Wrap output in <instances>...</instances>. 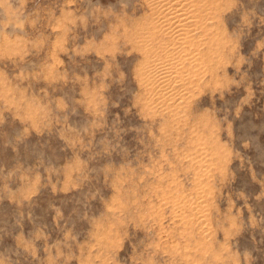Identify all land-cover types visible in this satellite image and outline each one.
<instances>
[{
  "label": "rangeland",
  "instance_id": "rangeland-1",
  "mask_svg": "<svg viewBox=\"0 0 264 264\" xmlns=\"http://www.w3.org/2000/svg\"><path fill=\"white\" fill-rule=\"evenodd\" d=\"M151 1L0 0V264H264V0H205L182 91Z\"/></svg>",
  "mask_w": 264,
  "mask_h": 264
},
{
  "label": "bare ground",
  "instance_id": "bare-ground-1",
  "mask_svg": "<svg viewBox=\"0 0 264 264\" xmlns=\"http://www.w3.org/2000/svg\"><path fill=\"white\" fill-rule=\"evenodd\" d=\"M151 6H152V9H153L156 17L154 19L152 29L149 30V36L146 34L147 35L146 37L149 38L150 39L149 42H152L155 46H153V48H154L153 52H152V49L151 50L149 49V52H152V54H154V52H155L156 55H160V56L163 55L164 58H169V62L168 61H166L168 63L165 62L166 65L164 62L161 63V61H159L160 59H156L157 61L154 60L155 63L153 62L154 63L153 66L156 68L153 70L154 71L153 76L155 79L158 78L161 80L162 79L161 76L164 75L162 73L163 70L166 72L167 69H169V70L173 69L174 71H170L168 73L169 77H170V73L173 72V74H174L171 78H169L170 81L173 83L174 82L180 83L181 84L180 89H181V87L185 88V86H183L184 82L186 83L189 80L190 77L188 78L187 75L191 72V70H192L191 68H193V67L190 68L191 70L188 74L185 73V76H184V74L181 75V73L179 71L181 70L180 65H182V64H179L180 67L177 66L176 62L174 63V57L173 56H176L178 58H182L181 60H183L184 56H181V55H183L182 52L183 53L187 52V54H188V51H190L189 50L190 48L187 49V51H186V49H183V48L179 49V47L181 48L182 45H185L188 42L187 39H190L193 36V35L190 36L189 33H191V32L195 33L197 31H204V30L209 28V26H210L208 23V17L209 16H208V13L206 10L207 2H205V0H152ZM144 33H146V32H144ZM198 33L199 32H197V34H196L197 37H198ZM188 36H190V37H188ZM194 37H192V38H194ZM189 43L190 42H188V44ZM153 44H151V45H153ZM175 45L177 46V48L175 47ZM188 46L191 47L192 45H188ZM190 55H191V53L188 54L189 60L191 57ZM192 57H193V55H192ZM189 60H187V62ZM151 63H152V60H151ZM182 63H184V61ZM185 63H184V67L186 68L187 63L186 64ZM191 63H193V62L191 61ZM191 63L189 61L188 64L190 65ZM189 65H187V66L188 67L194 66V63H193V65L192 64L190 66ZM153 66H151V67H153ZM151 67L149 66V68H151ZM182 67H183V65H182ZM185 68H182L183 72L187 71ZM184 69L186 71H184ZM150 70L152 71V69H150ZM151 71L149 74L150 77L152 75ZM154 78H153V80H154ZM165 78H167V77H165ZM188 83H190V82H188ZM159 86L161 87V85H159ZM178 89H179V85H178ZM181 91H182V89H181ZM170 95H175V94H170ZM168 96H169V94H168ZM182 97L183 96H181V99H183Z\"/></svg>",
  "mask_w": 264,
  "mask_h": 264
}]
</instances>
